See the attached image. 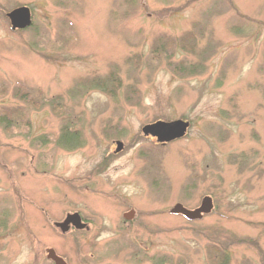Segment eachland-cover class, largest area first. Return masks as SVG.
<instances>
[{"label": "rangeland", "instance_id": "1", "mask_svg": "<svg viewBox=\"0 0 264 264\" xmlns=\"http://www.w3.org/2000/svg\"><path fill=\"white\" fill-rule=\"evenodd\" d=\"M20 6L34 27L12 29ZM1 107L28 121L0 122V264H44L46 246L72 264H264V0H0ZM177 119L164 146L142 131ZM205 195L202 219L171 213ZM68 211L91 221L78 248L53 236Z\"/></svg>", "mask_w": 264, "mask_h": 264}, {"label": "water", "instance_id": "2", "mask_svg": "<svg viewBox=\"0 0 264 264\" xmlns=\"http://www.w3.org/2000/svg\"><path fill=\"white\" fill-rule=\"evenodd\" d=\"M10 19V23L13 30L17 29H27L33 23L32 10L29 6H20L7 14ZM190 126V122L185 119H177L173 121L158 120L154 123L146 124L142 131L145 136H154L161 143H167L175 139L181 138L186 135ZM118 149L120 151L123 147V142L119 141L117 143ZM214 203L211 196H206L202 200L199 207L195 209H190L184 206L182 203H177L172 209L171 213L181 214L188 219L198 220L202 219L206 214L213 211ZM130 218V214L126 215ZM69 222H74L79 226H85L82 223L81 215L79 213L69 214L66 220L62 223H58L60 227H66ZM57 259L63 260L62 258L56 256Z\"/></svg>", "mask_w": 264, "mask_h": 264}, {"label": "flooded vegetation", "instance_id": "3", "mask_svg": "<svg viewBox=\"0 0 264 264\" xmlns=\"http://www.w3.org/2000/svg\"><path fill=\"white\" fill-rule=\"evenodd\" d=\"M32 15H33V23L27 29H30V28L34 27V25H35L33 10H32ZM17 30H21V29H17ZM147 138L151 139V141L156 146H164V145L168 144V143H159L157 138H156L157 142L153 141L155 137L151 136V135H150V137L147 136ZM118 142H119V140L115 141L116 144ZM123 146H124V143H123ZM117 148H118V145L114 151L115 154H117V152H118ZM115 195H117V193H115ZM117 196L122 198V195H120V196L117 195ZM206 196H210V195H205V197ZM105 197H106V211H107V184H106V188H105ZM73 213H79L81 215L82 223H85V226H79V225L75 224L74 222H69L66 225V227H64V228L60 227L58 225V223L64 222L69 214H73ZM127 214L131 215L130 218L126 216ZM122 217L124 218L123 227H125V228L127 227L126 229H129L128 227L131 226L132 222L135 220V217H136L135 207L133 205H130L129 209L123 212ZM51 226L55 230L54 231L55 235H53V236L55 237L56 240L59 241V240H62L64 238H72V239H74V244H75L76 248L79 247V244H80L79 239L81 238L80 236H83L84 234H88L92 229L91 221L89 219H87L86 217H84L79 211H72V212L68 211V212H66L65 217L61 221H55L54 223H52ZM4 228L5 227L0 226V231L4 230ZM26 239H27V237H26ZM28 240H30V237H28ZM41 252L44 253V255H45V258L43 260L44 264H72V261H73L71 259L72 257H70V255L68 253H61V251L57 250V246H56V248L53 246L43 247ZM77 255H78V253H77ZM56 256L62 258L63 260L57 259ZM79 261L81 264H84V261L82 260V258L79 259ZM87 263L91 264L89 262H87Z\"/></svg>", "mask_w": 264, "mask_h": 264}, {"label": "trees", "instance_id": "4", "mask_svg": "<svg viewBox=\"0 0 264 264\" xmlns=\"http://www.w3.org/2000/svg\"><path fill=\"white\" fill-rule=\"evenodd\" d=\"M160 43L161 42H157L154 48L161 47ZM185 47H188V45H186ZM91 85L95 87H99V88H105V86L107 85V76L94 78L91 81ZM19 89L23 91V94L21 96L24 99L28 98V95L30 93L28 87L19 86ZM57 104H61L60 97H59L58 103L57 102L55 103V107ZM0 115H2L0 116V122H2L3 125H5L6 127H10V128H15L13 124L14 121L21 122V123H25L28 121V114L26 110L23 111L21 108L13 109V108L7 107L4 109L3 107H1ZM79 141H80L79 134L76 131H71L69 126L64 127V130L62 131V135L60 136V141H59L60 144H62L63 146L67 148H76L77 146H80ZM221 251H222L221 247L220 248L218 247V249L214 251V253L216 254L215 257H217L218 255L217 252H221ZM219 255L221 254L219 253ZM221 257H222V261L227 259V255L225 253H222ZM213 264H220V262L217 263L216 261H213Z\"/></svg>", "mask_w": 264, "mask_h": 264}]
</instances>
